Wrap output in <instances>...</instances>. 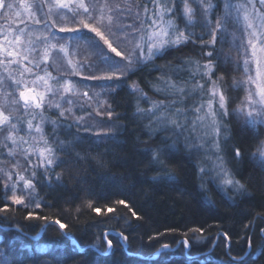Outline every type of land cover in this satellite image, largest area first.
Instances as JSON below:
<instances>
[{"label": "snow or ice", "instance_id": "1", "mask_svg": "<svg viewBox=\"0 0 264 264\" xmlns=\"http://www.w3.org/2000/svg\"><path fill=\"white\" fill-rule=\"evenodd\" d=\"M148 3L152 5L151 9L147 4L141 5L140 0H37L35 8L41 12L37 17L33 5L21 0L25 16L21 17V12L15 11L16 20L7 27H0V186L5 193L0 213L6 215L12 210L9 202L25 210L41 207L37 185L53 187L62 183L63 173L56 172L59 164L65 162L60 153L74 151L81 140V130L95 139L114 138L115 127H97L86 120L95 115L101 120L112 121L111 105L102 98L109 92L107 86L125 84L130 74L165 55L169 49L196 44L198 34L194 29L197 25L203 28L199 33V46H211L213 51L204 53L209 59L203 65L191 57L184 63H194L195 73L203 69V76L211 84L207 92L201 83L189 88L187 82L173 80L165 70L178 73L182 68L172 66L171 62L154 65L162 74L156 77L158 83H149L157 94L173 99L155 100L137 82L127 84L132 93H138L139 98L149 104L148 108L139 103L136 107L138 117L148 120L144 127L149 139L158 133L171 132V135H161L155 147H146L143 152L149 166L157 170L153 180L171 177L173 173L167 161L178 151V144L183 143L189 154L203 152L204 159L211 161L209 168L198 158L201 174L211 173L223 189L231 187L237 194H248L246 185L234 178L219 154L222 123L219 117L229 115V97L222 87L224 77L212 79L216 68L212 57L215 55L223 63L231 60L243 65L246 79H233L232 86L244 87L246 94L232 109V114L242 116L247 127L264 125V12L256 7L259 3L264 8V0H220L222 12L216 13L215 20L212 14L218 4L213 0H148ZM5 8L13 12L15 5L0 0V15L7 20L8 12H2ZM128 18H133V23H123ZM178 19L183 23H178ZM136 21H139V27H136ZM32 24L43 26V31L35 38ZM70 24L77 26L69 27ZM230 24L234 28L238 26L244 36H238L236 30L230 29ZM217 33L221 43L230 38L232 47L240 51L239 58L233 57L231 50L216 49ZM205 35L208 40L204 39ZM81 49L86 55L78 58ZM61 66L65 71L60 70ZM49 67L57 74L53 75ZM86 81L100 83V91L92 90L89 95L80 87ZM197 90L208 99H202L198 107H183L186 97ZM85 104L91 111L76 115L74 109L78 106L83 112ZM45 109L55 110L56 116L47 115ZM189 111L194 113L191 118ZM45 125L51 126V133L45 132ZM198 125L202 132H197ZM61 128L71 134L70 139L60 138ZM73 128L76 129L74 133ZM208 137H212L210 149L206 143ZM209 150L215 153L214 159L208 155ZM233 154L239 158L240 148H234ZM251 158L264 168V140L251 153ZM9 192L11 195H7ZM115 203L128 207L124 200ZM87 206L92 208L91 202ZM92 210L100 212L99 208ZM132 216L139 218L135 211ZM24 219L49 221V217H41L33 211H28ZM51 223L61 229L67 227L59 219ZM17 230L23 235L22 229ZM191 231L202 232L203 229ZM261 232L264 234V229ZM118 235L127 240L122 233ZM183 243L188 246L187 239ZM107 245L111 248L112 241L108 240ZM161 247L167 249L169 245ZM247 247H252L251 237ZM261 252L264 253V245ZM229 262L244 264V257L230 256ZM0 264H10L3 251H0Z\"/></svg>", "mask_w": 264, "mask_h": 264}, {"label": "trees", "instance_id": "2", "mask_svg": "<svg viewBox=\"0 0 264 264\" xmlns=\"http://www.w3.org/2000/svg\"><path fill=\"white\" fill-rule=\"evenodd\" d=\"M216 2L217 12H222L220 0ZM137 25L139 21H136ZM194 30L198 34L196 44L169 49L165 55L130 74L125 84L112 85L108 94L102 96L111 105L112 121L101 120L95 115L86 120L97 127H115V137L95 139L81 130V140L74 151L60 153L65 162L59 164L56 172L63 173L62 183L53 187L37 185L41 199L39 209L25 210L9 202L12 210L6 215L0 213V251L6 253L10 264H230V256H243L244 264H264V253L261 252L264 215H258L264 214V168L251 158L257 144L264 139L263 128L247 127L242 116L232 114L245 89L232 86L233 79H244L242 64L237 65L231 60L223 63L215 55L212 57L216 65L212 78L224 77L222 87L229 97L226 122L230 129V148L241 150L239 158L231 151L230 166L237 180L246 185L248 194H236L230 199L211 183L206 189L198 162L181 146L167 161L173 175L153 180L157 170L149 166L143 152L146 147H155L161 135L166 133H158L149 139L144 127L148 120L140 119L136 114L139 98L127 84L135 81L151 97L158 95V100L171 99L150 87L149 82H158L153 78L154 74L157 77L162 74L151 67L169 62L172 66L179 65L189 57L203 62L205 48L199 46V33L203 28L197 25ZM217 41L220 42L219 33ZM229 41L230 38L216 44V49L231 50L232 56L239 58V49L232 47ZM89 83H92L91 95L92 90L100 91V83ZM74 110L79 116L91 108L85 104L83 112L78 106ZM45 111L53 118L56 116L55 111ZM49 127L45 126L46 129ZM71 131L74 133L76 129ZM59 134L61 139L71 138L63 128L59 129ZM4 195L0 186V207ZM118 200H124L128 207L116 204ZM89 202L100 212L89 208ZM108 208L114 211L108 212ZM28 211L47 216L49 221L59 219L67 226L64 229L67 235L54 223L44 227L47 222L42 219H24ZM132 211L137 213L138 219L132 216ZM18 228L22 229L23 235ZM42 228L44 231L38 240L29 236L39 235ZM106 237L112 241L107 254L104 253L109 250ZM249 237L251 248L247 247ZM185 239L188 246L183 243ZM78 244L83 249L78 248ZM164 244L169 247L163 249ZM43 245L47 247L43 248Z\"/></svg>", "mask_w": 264, "mask_h": 264}, {"label": "rangeland", "instance_id": "3", "mask_svg": "<svg viewBox=\"0 0 264 264\" xmlns=\"http://www.w3.org/2000/svg\"><path fill=\"white\" fill-rule=\"evenodd\" d=\"M26 2L27 3H29V4H32L33 5V11L34 12H36V16L37 17H40L41 16V12L39 11V10H37L36 8H35V4L37 3V0H26ZM213 3H216L217 4V2H216V0H213ZM144 4H147V7L148 8H150L151 9V7H152V5L150 4V3H148V0H144L142 3H141V5H144ZM195 5H193V7H194ZM256 7L258 8V9H260V11L261 12H264V8H262L260 5H259V3H257V5H256ZM142 9V8H141ZM217 10L218 9H214L213 10V13H214V11H215V13H214V16H213V20H215V15H216V13H217ZM18 11L19 12H21V17H24L25 16V13L23 12V10H22V7H21V2H20V8L18 9ZM44 11L46 12L47 11V8L45 7V9H44ZM142 11H143V9H142ZM219 12V11H218ZM12 14H13V12H12ZM11 14V15H12ZM12 16H15V15H12ZM15 19H16V17H15ZM129 20V21H128ZM126 19V21H123V23H128V24H131V23H133V18H129V19ZM177 22L178 23H181V21L178 19L177 20ZM20 26H23V25H20ZM69 27H76L77 25H74V24H70V25H68ZM136 27H139V25H137ZM229 27H230V29H233V30H236L237 31V35L238 36H241V37H243L244 36V33H243V31L237 26V27H235L234 28V26L233 25H229ZM31 30L33 31V37L35 38L36 36H38V35H40V33L43 31V26H42V24L41 25H35V24H32L31 25ZM54 31H56V29H54ZM129 31H131V30H129ZM204 39L205 40H208L209 39V37L207 36V35H205L204 36ZM61 43H63V41H60ZM220 42H218L217 41V44H219ZM211 46H209V47H204L205 49V52H208V51H210V48ZM70 51H71V49H70ZM204 52V53H205ZM84 55H86V53L84 52V50L83 49H81L80 50V52H79V54H78V58L79 57H83ZM193 60H195V61H198L197 59H196V57H191ZM92 59H95L94 57L92 58ZM208 57H206L204 54H203V62H200L201 63V65H203V64H205V63H207L208 62ZM180 66H181V68H182V71H180V72H168L167 70H165V72H167L166 74L168 75V74H170V75H172V76H174L175 78H176V81H185V82H187L188 83V87L190 88L192 85H195L196 83H201V84H203L204 85V89H205V92H207V90L211 87V84H210V82L208 81V79L205 77V76H203V69H201V71L199 72V73H195L194 72V68H195V64L194 63H192V62H189V63H187V64H185L184 63V61H183V63L182 64H179ZM176 66V65H175ZM151 69L153 70V69H155V67H151ZM60 70L61 71H65V69H64V67L63 66H61V68H60ZM49 71H52V73H53V75H56L57 73H56V71L54 70V68H52V67H49ZM242 71H243V78L244 79H246V77H245V72H244V68L242 67ZM85 74H88V73H85ZM157 77V74H154V77L153 78H156ZM150 78V77H149ZM153 78H151V79H153ZM74 79H76V80H79L80 78H74ZM213 79V78H212ZM214 80V79H213ZM156 83H158V82H156ZM90 84H92V83H89V81H86L83 85H80V87L81 88H83L84 89V91H88V93H89V95H91L90 94V90H89V88L91 87V85ZM112 85H108L107 87L108 88H110ZM9 91H11V89H9ZM186 91H187V89H186ZM146 93V92H145ZM149 97H151V94H148V93H146ZM246 93H245V89H244V93H243V95H242V97L245 95ZM135 95L139 98V94L138 93H135ZM162 96H165V95H163V94H161ZM159 96L157 95V96H154V98L153 97H151L152 99H155V100H158L159 98H158ZM166 97V96H165ZM171 99H173V97L171 98ZM207 100L208 99V96L205 94V95H202L201 94V92L199 91V90H197L196 92H194L191 96H187L186 97V99H185V102H184V105H183V107H185V108H190L191 106H193V105H195V106H199V102L201 101V100ZM169 100V99H168ZM241 100V99H240ZM240 100L238 101V103L240 102ZM139 103V105L141 106V107H143V108H148L149 107V104L145 101V100H143V99H138L137 100V104ZM237 103V104H238ZM178 107L180 106V105H177ZM65 107H67V105H65ZM46 110V109H45ZM52 111H55V110H52ZM87 112V111H86ZM89 112V111H88ZM194 115V113L193 112H191V111H189V113H188V116L191 118L192 116ZM219 119H221V121H222V123H221V125H220V131H221V135H220V148H221V152L219 153L220 155H222L223 156V158H224V161H225V164H226V166H227V168L231 171V174L234 176V178L235 179H237L236 177H235V175H234V172L232 171V169H231V151L233 150L232 148H230V146H231V143H230V129H229V125L227 124V122H226V119H227V117H219ZM34 123H35V121H34ZM205 123H207V122H205ZM46 126V125H45ZM48 126H50V125H48ZM258 126H261L262 128H263V135H264V125H258ZM257 126V127H258ZM51 131H52V129H51V126L49 127V128H45V132L46 133H51ZM203 130L200 128V126L198 125L197 126V132H202ZM208 131H210V129H208ZM166 135H171V132H168V133H166ZM52 137L51 136H49V139H51ZM264 140V139H263ZM206 143H207V145L209 146V149H210V145H211V143H212V137H208L207 139H206ZM183 147L184 148V145H183V143H179L178 144V149L179 148H181V147ZM257 146H258V144H257ZM192 155L194 156V158H195V160L197 161L198 160V158L199 159H201V160H203V164L204 165H206V166H208L209 168L211 167V161H209V160H207V159H204V153L203 152H200V153H192ZM208 155H212L213 156V159H214V157H215V153H213L211 150H209V153H208ZM18 159H19V157H18ZM11 163V162H10ZM21 163H22V160H21ZM23 164V163H22ZM21 172H23V168H21ZM202 178H203V180H204V183H203V185H205L204 187L206 188V189H208V186L210 185V183L211 184H213L215 187H217L218 189H220L225 195H227L228 197H234L237 193H235V192H233L232 191V189H231V187H228L227 189H223L222 188V186H220L219 184H218V182L216 181V180H214L213 178H212V174L211 173H205V174H202ZM226 192H227V194H226ZM10 193V192H9ZM10 195H11V193H10ZM262 233V232H261ZM264 235V234H263ZM47 247V245H43V248H46Z\"/></svg>", "mask_w": 264, "mask_h": 264}, {"label": "flooded vegetation", "instance_id": "4", "mask_svg": "<svg viewBox=\"0 0 264 264\" xmlns=\"http://www.w3.org/2000/svg\"><path fill=\"white\" fill-rule=\"evenodd\" d=\"M20 2L21 0H6V3H13L15 5V10L12 12H9V10L7 8H5L4 10H2V12H8V19L5 20L2 18V15H0V27H7L8 24L12 23L15 19V11H18V9L20 8ZM12 14V15H11Z\"/></svg>", "mask_w": 264, "mask_h": 264}, {"label": "bare ground", "instance_id": "5", "mask_svg": "<svg viewBox=\"0 0 264 264\" xmlns=\"http://www.w3.org/2000/svg\"><path fill=\"white\" fill-rule=\"evenodd\" d=\"M50 223H51V221L45 223L44 227H46V226H47L48 224H50ZM61 230L63 231L64 229H61ZM43 231H44V228H42V229L40 230L39 235H37V236H31V235H29V236L32 237V238L35 239V240H38V239L40 238V236L42 235ZM106 240H108L107 237H106ZM124 246H125V248H127V244H124ZM77 247L80 248V249H83V248H81V246H80L79 244L77 245ZM111 248H112V246H111ZM111 248H109V250H108L107 252H104V253L107 254V253L111 250Z\"/></svg>", "mask_w": 264, "mask_h": 264}, {"label": "water", "instance_id": "6", "mask_svg": "<svg viewBox=\"0 0 264 264\" xmlns=\"http://www.w3.org/2000/svg\"><path fill=\"white\" fill-rule=\"evenodd\" d=\"M9 227H6V229H8ZM63 232L65 233V231L63 230Z\"/></svg>", "mask_w": 264, "mask_h": 264}]
</instances>
